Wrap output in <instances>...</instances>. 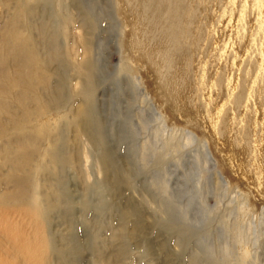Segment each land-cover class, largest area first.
<instances>
[{
    "label": "rangeland",
    "instance_id": "rangeland-1",
    "mask_svg": "<svg viewBox=\"0 0 264 264\" xmlns=\"http://www.w3.org/2000/svg\"><path fill=\"white\" fill-rule=\"evenodd\" d=\"M53 1L0 0V33L24 3L20 38L57 73L24 100L27 113L0 98L13 114L0 121L14 123L0 134V210L46 212L39 223L56 264H264V9L152 0L160 25L177 10L194 124L169 109L143 52L127 49L123 18L143 6ZM83 38L94 64L88 102L75 70ZM79 106L94 121L89 132L75 127ZM229 132L248 150L232 166L221 159Z\"/></svg>",
    "mask_w": 264,
    "mask_h": 264
},
{
    "label": "bare ground",
    "instance_id": "bare-ground-1",
    "mask_svg": "<svg viewBox=\"0 0 264 264\" xmlns=\"http://www.w3.org/2000/svg\"><path fill=\"white\" fill-rule=\"evenodd\" d=\"M1 1L7 3L8 0ZM127 1H132L130 4L133 7L136 4L135 8L140 5L143 8L145 6L147 9H145L146 12H143V8H141L143 9L141 12V9L138 11L133 9L135 11H133V16H125L123 18L124 26L130 28V33L125 37L127 49L132 52H136L139 49L143 52L146 62L154 68V77L156 78V82L153 81L154 85L158 91H161L160 95L168 100L169 109L186 122L195 124L198 114L193 108L194 105L190 106L191 103H189L188 99L189 83L184 71L186 61L184 54L180 52L179 47L176 45L177 42H175L177 35L182 30L174 19V17H177L176 8L171 9L169 20L165 24L160 25L158 22L160 13L152 0ZM53 2L58 3V0ZM126 3L125 5H127ZM246 3L247 1L244 0L243 4ZM117 4L121 3L118 2ZM253 5L258 10L264 9V0H253ZM58 7H61V5L59 4ZM16 8L18 10L13 19L8 22L6 30L2 34L0 33V98L5 97L15 101L24 114L27 113V108L22 105L24 100L31 97L37 99L35 91L38 86L39 88L47 89L50 85V77L57 73L51 60L52 57L43 59L44 56L35 45L31 46L26 41L21 40L19 35L20 22L16 19V16L25 12L24 3L17 4ZM121 8L124 9L123 7ZM191 12L193 11L190 10ZM83 21L87 24L86 19H83ZM90 28L91 25L88 24L86 30L88 31ZM78 49L80 58L75 62V70L77 69L76 72L85 78L86 82L84 81L85 83L82 84L83 88L80 89V92L88 102L91 94L86 92V88L90 86L94 64L89 55V42L86 38H83L82 45ZM66 54H70V50H66ZM159 56L162 57L160 60L157 59ZM164 63L166 64L165 67H163ZM259 66H264L263 59L259 62ZM61 81L64 85L65 81L63 79ZM67 84H69V81H67ZM53 99L56 103L60 101L58 96ZM75 109V127L77 130L89 132L94 124L92 116L89 114L90 112H87V109L84 110L82 106ZM0 112L13 115L3 99H0ZM12 124H14L12 121L9 123L0 121V134L9 130ZM212 127L216 129V125H212ZM213 133L216 137L219 135L217 132ZM221 133L223 136L225 131ZM221 147H224L221 159L224 160L226 165L232 166V160L245 157L248 153L246 145L235 143L230 132L227 141L221 143ZM18 150L21 153L18 160L21 159L22 163L24 162L20 166L25 167L30 159V155L25 153V144L20 142ZM11 156V154H7L9 160ZM105 162L104 160L103 163L105 164ZM238 166L240 165L238 164ZM0 211V264H56L54 259H52L53 248L50 241L45 238L46 229L39 223L40 220L48 216L46 212L42 213L34 210L31 214L20 213L17 215L18 219H15L14 214ZM127 214L126 210L122 211L123 217H127ZM4 229H8L9 232L4 233ZM241 258L244 262L246 252L243 251Z\"/></svg>",
    "mask_w": 264,
    "mask_h": 264
}]
</instances>
